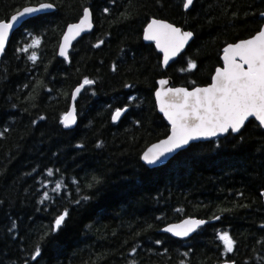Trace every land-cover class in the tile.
<instances>
[{"label": "trees", "instance_id": "trees-1", "mask_svg": "<svg viewBox=\"0 0 264 264\" xmlns=\"http://www.w3.org/2000/svg\"><path fill=\"white\" fill-rule=\"evenodd\" d=\"M41 3L54 11L23 22L0 56V264H264V128L255 119L161 166L141 160L170 131L156 107L158 80L209 84L223 48L264 24V0H194L189 10L183 0H0V21ZM85 7L94 28L65 60L61 36ZM153 18L193 33L165 69L143 38ZM34 37L40 46L22 51ZM189 61L196 68L186 71ZM85 78L94 83L76 100V126L65 128L60 119ZM65 209L66 222L51 231ZM186 217L208 222L188 239L162 232ZM223 232L235 241L231 253Z\"/></svg>", "mask_w": 264, "mask_h": 264}, {"label": "snow or ice", "instance_id": "snow-or-ice-1", "mask_svg": "<svg viewBox=\"0 0 264 264\" xmlns=\"http://www.w3.org/2000/svg\"><path fill=\"white\" fill-rule=\"evenodd\" d=\"M192 5L193 0H183L185 10H188ZM52 7L53 5L46 3H41L38 8L25 7L22 11L11 16L10 20L0 21V53L4 52L9 33L15 24L25 16ZM107 11L106 8L105 12ZM261 15L264 16V13ZM91 28V12L85 8L79 22L68 26L59 48V55L67 60L72 40ZM192 36L193 33L190 31H182L170 23L155 19L144 29V39L155 41L156 47L164 54L163 63L165 65L181 52ZM40 43V39L34 37L22 51L27 52L30 48H38ZM99 46V43L95 45V47ZM223 53V67L216 69L212 76V83L207 87H197L192 91L185 88H164L168 81H159L161 88L155 93L156 100L160 111L164 113L171 125V134L167 139L153 145L143 153L142 159L145 163L156 164L166 154L188 145L193 140L214 137L229 131L239 133L250 117H254L259 126L264 128V27H261L255 35L247 40L229 44L223 49ZM28 59L36 62L38 59L36 52H32ZM195 68V62L189 61L185 70L191 71ZM92 83L94 81L85 78L83 83L72 93L73 100L84 86ZM124 111L126 109H117L112 115V121L116 122ZM60 123L65 128H70L75 124V109L65 113L61 117ZM99 146L98 144L97 147ZM47 174L52 176L53 170L49 169ZM61 188V183L57 182L52 191L59 193ZM48 198L49 193L45 192L43 199L47 200ZM82 199L87 200L89 197L83 196ZM76 203L79 204L80 201L77 200ZM68 216V209L57 215L51 231H58ZM204 223L206 221L187 219L182 224L165 228L164 231L184 237ZM218 239L223 243L225 252L233 251L235 241L227 232L219 233ZM40 254L41 249L37 247L31 259L36 260Z\"/></svg>", "mask_w": 264, "mask_h": 264}, {"label": "water", "instance_id": "water-1", "mask_svg": "<svg viewBox=\"0 0 264 264\" xmlns=\"http://www.w3.org/2000/svg\"><path fill=\"white\" fill-rule=\"evenodd\" d=\"M193 1H194V0H193ZM46 4H50V3H46ZM51 5H52V4H51ZM39 6H40V4H38V5L26 6V7H37V8H38ZM24 8H25V7H24ZM85 8H88V9L90 10V12H91L92 28H91V30H88V31L82 32L80 36H78V37H76L74 40H72L71 45H70V47H69V49H68V59H67V60H69V51L71 50V48H72L73 44L75 43V41H77V40H78L79 38H81L83 35L90 33V32L93 30V28H94V22H93L92 11H91V9H90L89 7H85ZM85 8H84V9H85ZM54 9H55V7L53 6L51 9H45V10H43V11H41V12L33 13V14H30V15H28V16L23 17V18L20 20V22H18L17 24H15L14 27H13V29L10 31V33H9V38H8V40H7V42H6V45H5V49L7 48L8 42H9V40L11 39L13 33H14V32H15V31H16V30H17V29L23 24V22H25L27 19H29V18H31V17H33V16H36V15H38V14L52 12V11H54ZM189 9H190V8H189ZM189 9H188V10H189ZM22 10H23V8L20 9V10H18V11H22ZM184 10H185V9H184ZM18 11H17V12H18ZM17 12H15L13 15H15ZM13 15H12V16H13ZM82 15H83V12H82ZM82 15H81V17H80L77 21H75V22H71V23H69V24L66 26V28H65V30H64V32H63V34H62V36H61L60 42H59V46H58V56H60V55H59V48H60L61 43L63 42V36H64V34L66 33L68 26L71 25V24H76V23H78L79 20L82 18ZM261 16H262V15H261ZM262 17H264V16H262ZM10 18H11V17H10ZM10 18H9V20H10ZM153 19H154V18H153ZM153 19H151V20L148 22V24H149ZM155 20H159V21H163V22H166V23H170V22H168V21L161 20V19H155ZM148 24H147V25H148ZM170 24H172V23H170ZM147 25L145 26V28L147 27ZM172 25L175 26V27H178V26H176V25H174V24H172ZM262 27H264V24L262 25ZM145 28H144V29H145ZM178 28H180L182 31H188V30H184V29H182L181 27H178ZM190 32H191V31H190ZM256 33H257V32H256ZM256 33H255V34H256ZM255 34H254V35H255ZM251 37H252V36H251ZM251 37H248V38H246V39L239 40V41H237V42H235V43H238V42L243 41V40H247V39H249V38H251ZM143 38H144V31H143ZM192 39H193V36H192V38L188 41V43L184 46V48L181 50V52L178 53L175 57H173L172 59L169 60V62H168L167 65H165V64L163 63L164 54H163V53H162V52L156 47L155 41H148V40H145V39H144V41H145V42H148V43H154V45H155L157 51H159V52L161 53V55H162V66H163V68L165 69V68L168 67L169 64H171L174 60H176V58H178V56L181 55V54L185 51V49L187 48V46L189 45V43L191 42ZM235 43H230V44H235ZM228 45H229V44H227L226 46H228ZM226 46H225V47H226ZM225 47H224V48H225ZM224 48H223V49H224ZM4 51H5V50H4ZM3 53H4V52H3ZM3 53H0V56H1ZM223 55H224V53H222V55H221V58H222V66H219V67H217V68H222V67H223V63H224V62H223ZM60 57H62V56H60ZM62 58H64V57H62ZM64 59H65V58H64ZM217 68H216V69H217ZM215 71H216V70H215ZM214 74H215V72H214ZM214 74H213V75H214ZM213 75H212V76H213ZM160 80H167V81H168V83L164 86V88H185V89H187V90H189V91H192V90H194V89L197 88V87H200V88L207 87V86H209V85L212 83V78H211L210 83L207 84V85H203V86H195V87H193V88H187V87H185V86H173V85H172V80H171L170 78H168V77H163V78H160V79L158 80V82H157V88H156V90H155V93L157 92V90H159V89L161 88V85L159 84V81H160ZM80 85H81V84L77 85V86L73 89L72 93H73V92L75 91V89H76L77 87H79ZM84 87H85V86H84ZM84 87H83V88H84ZM83 88L81 89V91L83 90ZM81 91H80L79 94L76 96L75 100H73V98H72V94H71L70 105H69V108H68L67 112L70 111V110H72L73 108L75 109L76 123L73 124L70 128H74V127L76 126V124H77L76 100H77L78 96L80 95ZM155 93H154V96H155V102H156L157 110H158V112H159L161 115H163V117L165 118V120H166V121L168 122V124L170 125L169 121H168L167 118L164 116V113L160 111L159 105H158L157 100H156V95H155ZM122 109H126V111H127V108H126V107H125V108H122ZM126 111H124V112L122 113L121 117H120L116 122H118V121L122 118V116L125 114ZM67 112H66V113H67ZM250 119H255V118H254V117H250L249 120H250ZM249 120H248V121H249ZM248 121H246L245 124H246ZM116 122H115V123H116ZM257 122H258V121H257ZM244 126H245V125H244ZM229 132H231V131H229ZM229 132H228V133H229ZM228 133L219 134V135L214 136V137L200 138V139H197V140L190 141L188 145H185V146H183V147H181V148H179V149H176V150L173 151L172 153H168V154H166V155H165L164 157H162L161 160H160L159 162H157L156 164L149 165V164L145 163V162L143 161V159H142L143 153H144L145 151H147V149L150 148V147H152L153 145L158 144V143H160L162 140L167 139V137L171 134V125H170V131H169V134H168L166 137H164V138H162V139H160V140H158V141L153 142L152 144H150V145H149V146L143 151V153H142V155H141V160H142V162H143L144 164H146V165H147L148 167H150V168L158 167V166H161V165L165 164L166 162H168V161H169L172 157H174L178 152H180V151L186 149V148H187L190 144H192V143H195V142L210 141V140L215 139V138H220V137L226 136ZM231 133H232V132H231ZM233 134H237V133H233ZM187 219H197V220H203V221H206V223L208 222V220H204V219H200V218H196V217H186V218H183V219L180 220V221L172 222V223H170V224H167L166 226H164V227L162 228V232L167 233V234H169V235H171V236H173V237H175V238H179V239H188V238H190V237H191V236H192V235H193V234H194V233H195L200 227H202L203 225L206 224V223H204L203 225H201L200 227H198L194 232H191L188 236H184V237L175 236V235H173V234L170 233V232H166V231H164L165 228H167V227H169V226H171V225L182 224L183 221H185V220H187ZM222 264H234V263H233V262H229V261H225V262H223Z\"/></svg>", "mask_w": 264, "mask_h": 264}]
</instances>
